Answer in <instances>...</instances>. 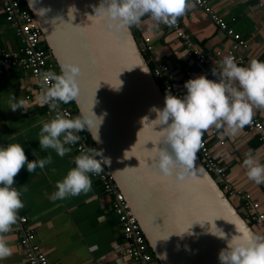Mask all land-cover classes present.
Returning <instances> with one entry per match:
<instances>
[{
  "label": "water",
  "instance_id": "95a60500",
  "mask_svg": "<svg viewBox=\"0 0 264 264\" xmlns=\"http://www.w3.org/2000/svg\"><path fill=\"white\" fill-rule=\"evenodd\" d=\"M24 1L59 72L61 63L80 65V95L73 102L78 114L102 117L99 142L93 139L95 126L87 131L110 159L107 167L156 264H220L218 254L226 241L211 232L219 234L220 228L231 238L238 234L236 225L257 233L197 152L183 181L160 175L158 152L174 153L165 141L166 125L150 109H162L164 95L133 26L109 30L100 10L95 13L101 0Z\"/></svg>",
  "mask_w": 264,
  "mask_h": 264
},
{
  "label": "crops",
  "instance_id": "0c3cea01",
  "mask_svg": "<svg viewBox=\"0 0 264 264\" xmlns=\"http://www.w3.org/2000/svg\"><path fill=\"white\" fill-rule=\"evenodd\" d=\"M191 3L194 7L178 18L176 24L214 64L232 49V38L193 0ZM207 3L245 40L243 47L232 51L242 60L237 62L246 66L251 58L264 61V1L207 0ZM135 29L139 44L143 36L151 39L152 49L145 54L150 66L160 62L168 64L184 95L187 91L185 81L205 75L202 64L185 54L184 45L174 34L173 26L158 24L145 16ZM18 45L15 28L4 17L0 2V51L16 49ZM216 51H220L218 57ZM185 68L190 70L189 75L185 74ZM36 82L27 70L5 67L0 62V145L14 138L23 145L29 160L36 158L33 149L41 157L49 154L52 157V162L45 168L38 167L30 174L25 166L14 178L16 187L27 185V191L20 188L24 207L19 211V216L24 215L26 222L22 225L18 220L11 232L5 234L13 255L0 264H28L19 242L25 225L32 227L33 242L46 251L50 264H134L123 254L124 241L118 218L105 203L101 185L96 179L91 177L92 186L87 193L56 201L50 199L56 190V181L74 167L73 157L78 153L72 149L61 158L51 149L46 152L40 150V121L50 119L51 113L38 99L40 91ZM12 94L25 101L27 111L8 109L7 99ZM253 111V117L264 123V110L254 108ZM212 128L215 129L210 127L202 136L211 145L214 157L224 167L227 181L235 189L229 198L242 214L247 201L257 202L259 210L264 213V184L250 181L242 166L244 155L249 150L264 164V145L259 134L248 125L234 135L217 129L211 134ZM254 225L257 233L264 234V219Z\"/></svg>",
  "mask_w": 264,
  "mask_h": 264
},
{
  "label": "clouds",
  "instance_id": "9594fccd",
  "mask_svg": "<svg viewBox=\"0 0 264 264\" xmlns=\"http://www.w3.org/2000/svg\"><path fill=\"white\" fill-rule=\"evenodd\" d=\"M192 7L191 0H101L95 13L99 9L109 30L118 31L139 26L145 16L171 27ZM81 74L82 69L75 62L61 63L59 73L47 70L40 74L38 99L53 113L50 119L40 121L38 140L41 151L51 149L63 158L80 140L79 133L94 126L97 131L93 139L99 142L97 132L102 117L93 112L94 118L84 113L69 117L60 108L61 103L73 102L80 95ZM212 75L217 79L201 74L185 81L187 91L182 97L166 91L164 107L150 109L157 113L160 124L166 125L163 128L165 141L174 153L173 157L167 150L158 152L156 168L165 179L183 181L186 178L193 167L204 131L214 126L225 134L234 135L251 124L254 108L264 110V61L251 58L243 66L233 56H224L214 61ZM120 86L115 89L119 90ZM7 104L14 112L27 111L28 108L25 101L14 94L8 97ZM33 155L36 158L29 160L23 145L14 138L0 145V261L13 255L5 234L11 232L20 218L19 211L24 207L20 188L27 191L26 184L16 187L14 178L25 166L31 174L38 167L43 169L52 162L50 154L41 157L33 149ZM73 162L74 167L56 181V190L50 196L52 201L87 193L91 190L92 175H100L103 166L111 163L101 149L93 147L80 148ZM177 164L183 166V171ZM242 166L250 181L264 184V164L251 150L245 153ZM218 229L219 234L210 232L226 241V247L218 254L220 264H264V234L235 225L238 234L228 238L222 229Z\"/></svg>",
  "mask_w": 264,
  "mask_h": 264
},
{
  "label": "built area",
  "instance_id": "2783aa9c",
  "mask_svg": "<svg viewBox=\"0 0 264 264\" xmlns=\"http://www.w3.org/2000/svg\"><path fill=\"white\" fill-rule=\"evenodd\" d=\"M193 1L208 14L211 20L220 29H223L225 33L232 38V49L228 50L226 56H233L237 61L241 62V58L236 56L232 51L243 47L245 45V40L238 32L227 24L223 16L211 8V6L207 3V0ZM0 2L4 17L14 26L16 36L19 40V45L16 49H3L0 51V62L5 67H19L27 70L36 79L38 90L40 91V74L47 70H52L53 63L49 60V57L46 55L45 50L41 45L43 37L36 24V20L27 9L19 6L17 0H0ZM173 29L176 37L180 38L184 45L185 54L189 58H192L195 62L202 64L205 76L209 79H217V77L212 75V68L214 64H212L206 57V54L194 46L188 34L178 27L177 24L173 26ZM139 47L144 54L150 51L152 49L150 37L143 36ZM215 54L218 57L220 55V51H216ZM150 69L154 78L156 80H161V89L164 97L166 91H170L176 96L182 97L184 95L181 86L175 83L174 74L170 70L168 64L160 62L154 66H150ZM185 74H190V70L188 68H185ZM46 107L48 108L47 105ZM60 108L69 117L77 116V114H75L67 106L60 105ZM52 115L53 113H51V116ZM248 126L259 134V138L264 145V123L253 117L251 124ZM210 133H215V129L212 128ZM79 136L80 140L78 143L71 146L78 154L80 148L93 147L98 149L94 144L88 142L86 130L80 132ZM219 142L222 143V140ZM197 153L207 171L212 174L221 188L228 195L235 192V189L226 179L224 167L218 162V160H216L212 153L211 145L203 136ZM92 177L100 183L105 203L109 205L118 218L124 241V256L132 260L134 264H156V259L149 251V247L141 232L136 217L125 200L123 193L114 182L111 170L105 164L103 166V172L100 175H92ZM244 207V214H246L247 219L252 221L253 227L255 226L254 224H258L264 219V213L259 210L257 202L247 201L245 202ZM19 217L20 218L18 220L20 224H25L26 217L24 215ZM22 231L23 235L21 236L19 242L28 264H50L46 251L33 242L34 232L32 227L25 225Z\"/></svg>",
  "mask_w": 264,
  "mask_h": 264
},
{
  "label": "trees",
  "instance_id": "16d2710c",
  "mask_svg": "<svg viewBox=\"0 0 264 264\" xmlns=\"http://www.w3.org/2000/svg\"><path fill=\"white\" fill-rule=\"evenodd\" d=\"M17 2H18L19 6H20L21 8H25V9H27V10L29 11V9H28V7L26 6V3H25L24 0H17ZM29 12H30V11H29ZM30 13H31V12H30ZM15 34H16V33H15ZM133 34H134L135 37H137V32H136L135 27L133 28ZM41 45H42V47L44 48L46 55L49 57V60H51V62L53 63L52 71H55V72L59 73V70H58V68H57V66H56V64H55V62H54V60H53V58L51 57L50 52H49L47 46L45 45L44 41L41 42ZM145 57H146V55H145ZM149 66H150V64H149ZM11 68H13V67H11ZM18 68H19V67H17L16 69H18ZM14 69H15V68H14ZM157 82H158L159 86L162 87V82H161V80H157ZM60 105L69 107V108H70L75 114L79 115L78 112H77V108H76L74 102H70V103H67V104L61 103ZM86 132H87V136H88V142L91 143V144H94V143L92 142L91 137H90V135H89V133H88L87 130H86ZM243 215H244L245 218H246V214H243ZM247 220H248V222L252 225V221H250L249 219H247ZM149 251L151 252L150 249H149ZM151 253H152V252H151ZM152 254H153V253H152Z\"/></svg>",
  "mask_w": 264,
  "mask_h": 264
}]
</instances>
